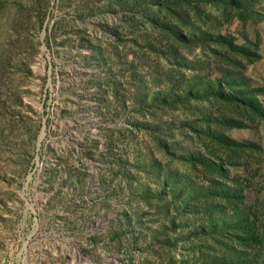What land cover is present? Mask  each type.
I'll return each instance as SVG.
<instances>
[{
  "label": "rangeland",
  "instance_id": "1",
  "mask_svg": "<svg viewBox=\"0 0 264 264\" xmlns=\"http://www.w3.org/2000/svg\"><path fill=\"white\" fill-rule=\"evenodd\" d=\"M0 264H264V0H0Z\"/></svg>",
  "mask_w": 264,
  "mask_h": 264
}]
</instances>
